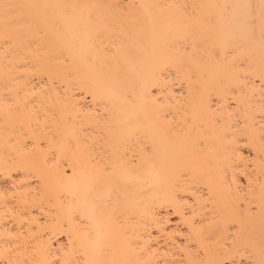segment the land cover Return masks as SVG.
Instances as JSON below:
<instances>
[{
    "label": "bare ground",
    "instance_id": "6f19581e",
    "mask_svg": "<svg viewBox=\"0 0 264 264\" xmlns=\"http://www.w3.org/2000/svg\"><path fill=\"white\" fill-rule=\"evenodd\" d=\"M0 264H264V0H0Z\"/></svg>",
    "mask_w": 264,
    "mask_h": 264
}]
</instances>
